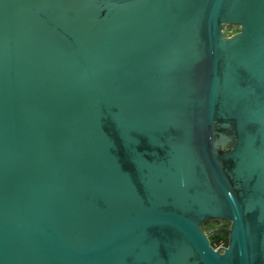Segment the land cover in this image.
<instances>
[{
    "label": "water",
    "instance_id": "1",
    "mask_svg": "<svg viewBox=\"0 0 264 264\" xmlns=\"http://www.w3.org/2000/svg\"><path fill=\"white\" fill-rule=\"evenodd\" d=\"M0 264H264V0H0Z\"/></svg>",
    "mask_w": 264,
    "mask_h": 264
},
{
    "label": "trees",
    "instance_id": "2",
    "mask_svg": "<svg viewBox=\"0 0 264 264\" xmlns=\"http://www.w3.org/2000/svg\"><path fill=\"white\" fill-rule=\"evenodd\" d=\"M229 26L226 25V29ZM203 232L207 233V237L209 240V246L214 247V245L218 244L221 241V245L224 246L227 243V228L229 226L228 221H223L221 219H206L201 224Z\"/></svg>",
    "mask_w": 264,
    "mask_h": 264
},
{
    "label": "rangeland",
    "instance_id": "3",
    "mask_svg": "<svg viewBox=\"0 0 264 264\" xmlns=\"http://www.w3.org/2000/svg\"><path fill=\"white\" fill-rule=\"evenodd\" d=\"M236 28H237V25H236V26L231 25V26H229L227 29H226V28L223 29V31H224V32H226V31L233 32V31L236 30ZM201 224H202V223H201ZM201 224H200V227H201V229H202Z\"/></svg>",
    "mask_w": 264,
    "mask_h": 264
},
{
    "label": "built area",
    "instance_id": "4",
    "mask_svg": "<svg viewBox=\"0 0 264 264\" xmlns=\"http://www.w3.org/2000/svg\"><path fill=\"white\" fill-rule=\"evenodd\" d=\"M222 245H221V241L218 242V244L214 245V247H212L213 249H218V248H221Z\"/></svg>",
    "mask_w": 264,
    "mask_h": 264
},
{
    "label": "flooded vegetation",
    "instance_id": "5",
    "mask_svg": "<svg viewBox=\"0 0 264 264\" xmlns=\"http://www.w3.org/2000/svg\"><path fill=\"white\" fill-rule=\"evenodd\" d=\"M236 29H238V26H237V28H236ZM235 31H236V30H235ZM235 31H233V32H235ZM233 32H229V31H228V33H229V34H231V33H233Z\"/></svg>",
    "mask_w": 264,
    "mask_h": 264
}]
</instances>
